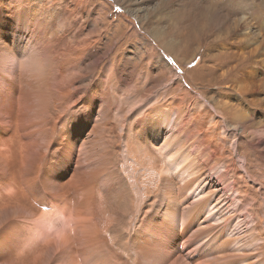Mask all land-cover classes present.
<instances>
[{
  "label": "rangeland",
  "instance_id": "rangeland-1",
  "mask_svg": "<svg viewBox=\"0 0 264 264\" xmlns=\"http://www.w3.org/2000/svg\"><path fill=\"white\" fill-rule=\"evenodd\" d=\"M161 1L88 0L72 104L47 103L41 67L27 90L6 76L0 135L14 121L24 148L16 170L0 163V194L18 173L31 210L0 199V264H264V0ZM237 16L242 44L222 26ZM59 203L88 218L61 245Z\"/></svg>",
  "mask_w": 264,
  "mask_h": 264
},
{
  "label": "bare ground",
  "instance_id": "bare-ground-1",
  "mask_svg": "<svg viewBox=\"0 0 264 264\" xmlns=\"http://www.w3.org/2000/svg\"><path fill=\"white\" fill-rule=\"evenodd\" d=\"M116 1H120L122 4H124L123 1L127 0ZM173 1L174 0H163L160 4L162 6H165L173 3ZM87 3L88 0H0V86H6L5 82L3 81L6 80V76L8 77V75H10L13 69L15 70L13 71L15 73L14 77H16V68H19V79L21 75L23 81V89L27 90L31 87V83L29 80V77H31L30 75L35 74V70H37L38 67H41L48 73L50 80L49 86H47L46 88L47 93L45 94V96L47 95L46 99L50 98L48 99L47 103L53 105L55 102V98L57 99L60 95H64V93L68 94L66 98V103L71 102L72 104L73 101H77L81 96V91L83 87V85L81 84L76 86V80H78V78H81V76L79 75L80 71L78 68L79 64H83L84 60L87 58L90 45L88 44L89 39L87 40L86 37H83L81 31V28H84L87 25L91 15V11L87 10ZM130 6L139 8V0H135V2H133ZM174 14V16H176V13ZM260 15L263 16L262 14ZM134 16L136 18H139L138 14H134ZM237 17L229 23L228 18L225 19L223 21L222 26H225L224 32L226 33H229L233 30H239L238 28H242L243 26V40L241 42L242 44L244 40L250 39L252 33V25L249 23V21H243L239 19L240 17ZM97 24L98 23H96L95 21L94 26H96ZM207 24V21L203 24V33H205ZM198 30H196V34H199ZM154 33L158 35L156 31H154ZM171 37L172 33H162V35L158 36L159 42H164L165 44H167L168 40L171 39ZM261 44L262 48L264 49V39H262ZM11 64L13 65L10 66ZM86 66L89 67V64H86ZM8 68H10V70ZM73 71H77V74L73 73ZM107 72L108 71H105L103 75H101L102 77L98 79L94 85H91L89 87L91 92L96 93V96H98L99 93L102 95L103 91L106 90L105 84L107 81ZM14 81L15 80L11 82L9 80V86ZM79 82L81 83V81ZM261 87H264V85H262ZM256 88L259 89V87L257 86ZM42 103L43 102L39 101L37 102V105ZM69 105L65 106L64 104V108H70ZM35 111L36 115L33 116L37 117V115H39V117H41L47 110H43L41 107H38V109ZM14 117L15 116H13V118ZM20 117L24 120L28 118V115L26 113H23ZM15 119L17 120V118ZM256 122L257 121H254V124ZM11 126L13 127L10 128V132L7 136L0 135V163L4 167L7 166L8 168H14L16 170L18 163L15 158L22 157L20 150H22L23 146L19 137H17L19 136V133L17 132L19 130H17V124L14 121H11ZM254 138L251 139H254V143H256L255 135ZM23 156L25 157V154ZM16 175H14V178H12V180L5 183V188L8 192L6 195L0 194V199L2 200L5 197V200L3 202L12 205H15L16 201V205L19 208L25 209L24 205L19 206L17 204V202H22L25 205H28L29 209L31 210L30 201L27 199L26 195L21 191L19 185L20 180L18 181V175ZM48 209H51L52 214L57 213V215H60L63 218L64 229L61 233H55L54 235L55 241L58 245L66 243L72 237V233L75 231L76 228L83 227L86 225L85 220L88 218H82L80 216L81 213H78L76 210H74V214L67 213V208L61 203L54 204L52 208ZM42 212H36V214H41ZM70 215L71 218L69 219ZM39 218L40 220L37 219L34 225L36 227H40L41 229V227L52 217L46 214H41Z\"/></svg>",
  "mask_w": 264,
  "mask_h": 264
}]
</instances>
